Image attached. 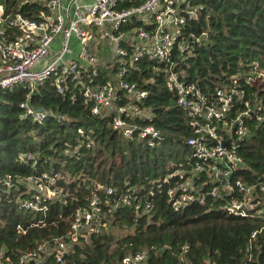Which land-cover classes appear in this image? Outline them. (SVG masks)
Here are the masks:
<instances>
[{"label": "trees", "instance_id": "1", "mask_svg": "<svg viewBox=\"0 0 264 264\" xmlns=\"http://www.w3.org/2000/svg\"><path fill=\"white\" fill-rule=\"evenodd\" d=\"M144 1L119 0V8H134ZM0 4L7 13L15 2L0 0ZM193 4L196 18L184 25L182 34L199 41H188L189 52L178 51L174 44L168 63L141 58L129 67V59H124L97 67L93 75H82V82L102 83L121 73L120 79L144 92L145 97L135 103L140 116L126 122L140 130L152 128L154 138H140L139 130L123 137L112 129L115 115L103 109L91 114L92 102L70 82L63 95L56 93L53 77L27 99L22 87L0 90V252L5 256L14 258L51 245L69 228L73 212L92 195L102 200L104 191L111 190L107 200L114 205L118 190L135 188L145 199L159 186L161 191L154 190L150 198L148 214L135 216L129 209L117 208L105 229L74 243L61 264H121L141 253L144 264H264V218L228 216L223 207L230 197L225 196L178 212L165 202L163 180L176 182L175 172L189 170L185 140L193 135L192 118L176 105L175 84L194 86L207 104L217 103L216 91L232 87L244 92V101H264V89L255 88L258 74L264 85V0H193ZM31 8L35 6L14 12L29 18ZM132 27L141 24L131 22L121 32ZM120 45L129 55L132 47ZM116 96L118 106L126 103L122 92ZM23 104L46 113L45 118L35 122L25 116ZM242 108L241 100L236 102L227 118ZM254 124L253 118L252 133L237 148L243 165L231 182L252 186L264 181V125ZM42 175L51 180L44 184L55 198L39 200L43 213L25 210L21 204L31 198L25 179ZM127 229L132 232L122 235ZM38 257L35 264H58L44 249Z\"/></svg>", "mask_w": 264, "mask_h": 264}, {"label": "built area", "instance_id": "2", "mask_svg": "<svg viewBox=\"0 0 264 264\" xmlns=\"http://www.w3.org/2000/svg\"><path fill=\"white\" fill-rule=\"evenodd\" d=\"M13 1L14 8L7 13L0 4V90L22 87L27 91V99L30 93L53 77L56 93L63 95L70 82L83 98L92 102L91 114L103 109L115 115L112 129L120 131L123 137H129L134 130H139L140 138L147 135L156 137L152 128L140 130L126 122L132 116H140L135 103L145 97L144 92L120 79L121 73L102 83H94L90 79L87 83L82 82V75H93L97 67L102 66L97 57L100 42L106 44L112 60L106 66L129 59L126 65L130 67L134 60L141 58L168 63L174 44L178 51L189 52L188 41H199L192 34H182L184 25L196 18L197 8L193 0H145L141 5L127 9L119 8V0H70L66 5L61 0ZM29 5L35 6L31 8L32 17H21L14 12L15 8ZM168 14L171 20L166 24ZM131 22H139L141 27L121 32V28ZM121 43L132 47L129 55ZM259 78H262L261 74L255 78L260 82L255 88L261 91L264 85ZM170 80L174 82V77L171 76ZM231 82L235 85L236 78ZM175 88L176 105L192 118L193 135L185 140V145L190 149L185 162L189 170L185 173L175 172L174 175L178 177L176 182L163 180L168 207L178 212L191 204L202 206L207 199L225 196L230 197L223 207L228 216L264 218V181L252 186L239 181L231 182L232 174L243 165L237 148L252 133L250 122L254 118V126L264 125V101L256 98L252 99V103L244 101V92L231 90L232 87L216 91L217 103L207 104L194 86L175 84ZM117 92H122L126 99L122 106L117 105ZM240 100L242 110L227 118L232 106ZM20 107L25 110L24 115L35 122H41L46 116L44 112H33L25 104ZM148 145L152 146L151 142ZM50 182L46 175L25 179L33 192L31 198L21 206L25 210L43 213L38 208L39 200L51 199L55 195L44 184ZM154 190L161 191L159 186ZM154 190L147 192L145 199L138 196L135 188L118 190L114 205L107 200L113 194L111 190L104 191L102 200L92 195L85 200L83 208L73 212L69 228L54 238L51 245H42L14 258L0 252V264H35L39 260L38 252L43 249L53 256L55 263L61 264L65 255L70 254L74 243L105 229L107 223L113 220L117 208L129 209L135 216L148 214L152 210L150 198ZM62 203L65 204V201ZM17 230L20 229L17 227ZM144 262L145 255L141 253L133 258H124L121 264Z\"/></svg>", "mask_w": 264, "mask_h": 264}, {"label": "rangeland", "instance_id": "3", "mask_svg": "<svg viewBox=\"0 0 264 264\" xmlns=\"http://www.w3.org/2000/svg\"><path fill=\"white\" fill-rule=\"evenodd\" d=\"M97 57L99 59V61L101 62L102 66H106L108 63L112 62L111 60V57H110V54H109V50H108V47L106 46V44L100 42V46H98V49H97ZM260 85V82H257V86ZM30 188L28 187V190ZM31 192H33L32 189H30ZM55 196V195H54ZM51 197V199H54L55 197ZM128 232H132V229H127V230H124L122 232V235L128 233Z\"/></svg>", "mask_w": 264, "mask_h": 264}, {"label": "crops", "instance_id": "4", "mask_svg": "<svg viewBox=\"0 0 264 264\" xmlns=\"http://www.w3.org/2000/svg\"><path fill=\"white\" fill-rule=\"evenodd\" d=\"M70 0H61V2H62V4L63 5H66V4H68V2H69ZM78 1H80V2H84V1H90V0H78Z\"/></svg>", "mask_w": 264, "mask_h": 264}, {"label": "water", "instance_id": "5", "mask_svg": "<svg viewBox=\"0 0 264 264\" xmlns=\"http://www.w3.org/2000/svg\"><path fill=\"white\" fill-rule=\"evenodd\" d=\"M167 17H168V18H167V20H166V24L169 23L170 20H171V16H170L169 14L167 15ZM225 144H227V143H225Z\"/></svg>", "mask_w": 264, "mask_h": 264}]
</instances>
